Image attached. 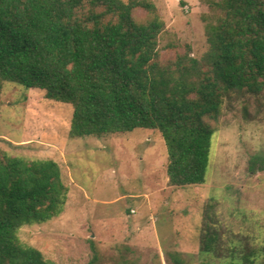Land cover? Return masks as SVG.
<instances>
[{
  "label": "trees",
  "instance_id": "obj_1",
  "mask_svg": "<svg viewBox=\"0 0 264 264\" xmlns=\"http://www.w3.org/2000/svg\"><path fill=\"white\" fill-rule=\"evenodd\" d=\"M205 1L220 12L207 23L206 54L162 64L166 23L152 0H0V90L14 82L71 104L72 137L158 129L170 184H201L214 134L209 119L220 117L224 96L264 90V0ZM138 7L147 20L134 17ZM67 194L56 160L0 155V264H56L20 230L59 215ZM215 239L205 241V253ZM90 244L94 264L98 248ZM263 256L264 242L247 253L234 247L221 264H259Z\"/></svg>",
  "mask_w": 264,
  "mask_h": 264
},
{
  "label": "rangeland",
  "instance_id": "obj_2",
  "mask_svg": "<svg viewBox=\"0 0 264 264\" xmlns=\"http://www.w3.org/2000/svg\"><path fill=\"white\" fill-rule=\"evenodd\" d=\"M152 1L166 23L159 61L173 63L187 52L202 58L207 23L219 10L205 0ZM133 13L140 21L150 16L141 7ZM73 111L47 99L43 89L2 83L0 155L54 159L68 186L59 215L20 230L47 259L90 264L94 240V264H221L234 247L247 253L264 242V90L224 96L220 117L209 119L214 134L206 180L187 186L170 184L158 129L72 137ZM254 158L259 164L252 170ZM209 238L213 253L203 251Z\"/></svg>",
  "mask_w": 264,
  "mask_h": 264
},
{
  "label": "built area",
  "instance_id": "obj_3",
  "mask_svg": "<svg viewBox=\"0 0 264 264\" xmlns=\"http://www.w3.org/2000/svg\"><path fill=\"white\" fill-rule=\"evenodd\" d=\"M132 211H134V210L132 209Z\"/></svg>",
  "mask_w": 264,
  "mask_h": 264
}]
</instances>
